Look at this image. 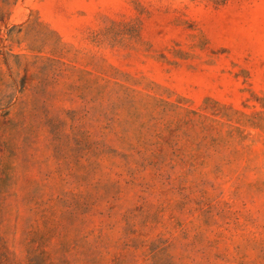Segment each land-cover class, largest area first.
I'll list each match as a JSON object with an SVG mask.
<instances>
[{
	"label": "rangeland",
	"instance_id": "rangeland-1",
	"mask_svg": "<svg viewBox=\"0 0 264 264\" xmlns=\"http://www.w3.org/2000/svg\"><path fill=\"white\" fill-rule=\"evenodd\" d=\"M0 264H264V0H0Z\"/></svg>",
	"mask_w": 264,
	"mask_h": 264
}]
</instances>
